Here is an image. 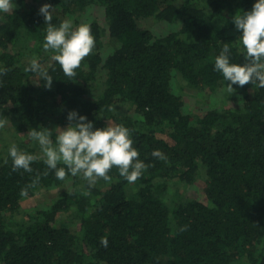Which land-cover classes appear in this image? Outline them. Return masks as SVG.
<instances>
[{
  "label": "trees",
  "instance_id": "trees-1",
  "mask_svg": "<svg viewBox=\"0 0 264 264\" xmlns=\"http://www.w3.org/2000/svg\"><path fill=\"white\" fill-rule=\"evenodd\" d=\"M253 3L14 0L13 11L0 14V66L7 69L0 124L29 134L51 121L64 127L75 110L95 127H127L150 165L134 184L113 168L110 181L89 187L81 176L57 180L30 148L31 172L13 171L10 157L0 158V264H264V88L233 85L228 108L199 113L187 112L174 88L183 82L209 97L227 88L215 57L227 44L230 62L245 63L231 17ZM43 4L53 9V25L71 19L74 27L91 26L95 46L74 77L43 48ZM96 8L105 28L91 19ZM140 19L164 30L140 28ZM34 57L53 78L50 87L25 71ZM200 179L201 201L170 190ZM53 190V200L21 209L23 199Z\"/></svg>",
  "mask_w": 264,
  "mask_h": 264
},
{
  "label": "clouds",
  "instance_id": "clouds-1",
  "mask_svg": "<svg viewBox=\"0 0 264 264\" xmlns=\"http://www.w3.org/2000/svg\"><path fill=\"white\" fill-rule=\"evenodd\" d=\"M14 7V0H0V14L12 12ZM52 12L49 4L39 8V14L47 24L43 48L54 53L52 59L71 78L95 46L91 26L81 23L74 27L71 19H64L58 26L53 25ZM231 22L239 32L237 40L245 63L230 62V48L225 44L215 57L213 69L228 82L226 85L229 93L235 91L233 85L242 87L250 83L264 88V0H254L250 10H237ZM6 71L0 66V76ZM25 71L38 75L45 81L46 87L51 86L53 78L38 58H32ZM66 120L68 123L64 127L54 126L49 129L41 126L28 134L30 140L38 143L43 163L54 172L57 180L63 181L67 175L81 176L91 187L101 178L110 181L112 177L109 172L116 168L120 177L134 184L150 166L139 159V152L133 147L131 132L124 125L95 127L93 121L75 110L67 113ZM8 155L13 171H32L31 164L35 160L33 154L19 149L13 143L8 149ZM152 156L166 159L159 150H154ZM61 164L63 166L58 167ZM100 243L107 247V238H101Z\"/></svg>",
  "mask_w": 264,
  "mask_h": 264
},
{
  "label": "rangeland",
  "instance_id": "rangeland-1",
  "mask_svg": "<svg viewBox=\"0 0 264 264\" xmlns=\"http://www.w3.org/2000/svg\"><path fill=\"white\" fill-rule=\"evenodd\" d=\"M180 2L183 0H179ZM91 13L92 18L95 19L96 22L103 28H105V20L103 17V12L101 9L96 8L89 12ZM74 22V21H73ZM138 26L140 28L149 29L152 31H155L157 33H161L164 30V27H162L160 24L155 23L154 21L140 19L137 22ZM107 37L105 36L103 38V43L106 44ZM108 51V47L104 45V52ZM101 88V86H99ZM176 92L182 96L185 102V110L189 113H199L202 110L209 109V108H228L229 106V98L226 96H229L230 93L228 92L226 87L220 86L219 91L215 93L214 95L207 96L208 92H202L198 93L195 91H190L185 88L183 82H179L175 84L174 86ZM100 89H98L99 91ZM226 94V95H225ZM231 95L235 96L234 93H231ZM225 104V105H223ZM117 110L123 111L125 108H117ZM50 128H53L55 126V122H50ZM60 127H63L59 125ZM33 142L35 144H33ZM15 143L17 147L23 151L26 152V149H33L34 153L39 156L43 157V154L41 153L39 149L38 143H36L33 140L29 139L28 133H15L10 123H4L0 124V158L4 159L8 155V149L9 147ZM203 180H197L191 185H180L178 183H175L176 186L171 187V192H176L181 195L184 199H198L202 200L200 195V190L203 185ZM58 190H53L51 192H45L41 191L36 193V195L32 197L25 198L21 201V209L22 210H28L31 208H34L40 204H44L50 200H53L57 194ZM19 216H16L18 219ZM62 218V217H61ZM65 221H67L69 224H71L73 228H75V225L73 226V222L71 221L70 216L64 217ZM77 228V227H76Z\"/></svg>",
  "mask_w": 264,
  "mask_h": 264
}]
</instances>
